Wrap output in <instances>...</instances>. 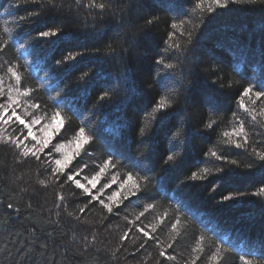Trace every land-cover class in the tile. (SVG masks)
Listing matches in <instances>:
<instances>
[{"label": "trees", "instance_id": "trees-1", "mask_svg": "<svg viewBox=\"0 0 264 264\" xmlns=\"http://www.w3.org/2000/svg\"><path fill=\"white\" fill-rule=\"evenodd\" d=\"M88 2L29 0L17 8L16 0H0V77L14 84L5 73L15 66L24 85L35 89L29 103L49 113L61 110L65 126L53 144L66 143L81 126L93 135L71 166L76 171L88 165L82 183L110 154L117 164L112 171L121 179L127 171L139 172L148 183L143 195L115 206L113 213L97 201L80 213L89 197L71 182L61 187L64 178L55 180L45 171L47 157L21 158L14 145L0 143V264H157L158 259L183 264L196 255L201 256L197 264H209L211 251L221 244L227 251L222 264H242L244 251L253 264H264V194H258L264 188V161L252 154L253 148L264 151V129L246 123L250 141L245 148L226 146L223 136L236 126L234 112L245 118L238 110L243 87L264 80V0L231 3L214 13L193 11L197 0H97L106 3L103 11ZM29 13L34 15L18 19ZM146 18L154 22L149 25ZM180 19L191 20L185 35L176 38L188 49L182 65L186 78L182 87L168 80L165 89L156 61L166 42H172L171 24ZM5 26L12 31L4 33ZM50 29H59L57 36L38 37ZM187 32L193 33L190 42ZM69 53L82 55L64 61ZM174 90L179 104L166 110L167 116L154 111L160 97ZM105 91L111 95L101 101ZM210 120L215 124L208 128ZM210 151L227 160L210 157ZM173 153L177 160L165 164ZM204 168L211 173L206 179H190L193 172L203 175ZM117 189L119 183L104 189L101 198L107 202ZM58 194L65 196L62 204ZM148 203L156 208L145 214L141 226L154 223L166 209L172 215L178 210L186 223L179 243L169 250L176 261H164L151 242L140 249L137 231L120 240ZM169 227L166 220L157 232L162 242L168 240ZM199 236L205 238L203 254L191 252Z\"/></svg>", "mask_w": 264, "mask_h": 264}, {"label": "snow or ice", "instance_id": "snow-or-ice-1", "mask_svg": "<svg viewBox=\"0 0 264 264\" xmlns=\"http://www.w3.org/2000/svg\"><path fill=\"white\" fill-rule=\"evenodd\" d=\"M36 0H32L35 3ZM50 3L54 4V0H49ZM245 0H197L193 11L199 9L202 13H214L217 9L227 8L231 3H244ZM248 2H253V0H248ZM27 4L29 0H16L17 8L20 4ZM106 3L97 2V0H89L88 7L98 8L101 11L105 10ZM33 13H29L28 16H20L18 19L24 21L29 19ZM147 23L151 25L154 20L146 18ZM7 24V21L4 22ZM191 20L180 19L171 24V28L174 30L169 33V41L166 42V47L163 52L159 53V60L156 61L157 65L160 66L161 72L164 75L161 77L163 82V87L168 89V80H175L177 84L182 87V81L185 77V67L184 59H186L188 54V49L186 46H182L180 43L176 42L177 36L185 35V25L190 24ZM12 29L5 26L3 27L4 33H10ZM59 29L49 30V31H39L38 37H54L57 36ZM191 41L193 35L192 32L186 33ZM2 47V45H0ZM109 53L114 54L115 49L109 48ZM82 55L80 53L72 54L69 53L64 57V61H75L77 56ZM175 60L176 63L166 62ZM58 64L63 63V61H57ZM5 75H8L10 79L14 80V84H5L4 77H0V98L6 97L3 103H0V143L12 144L15 148L20 150V157H34L37 161H41L42 155L47 157L42 162L45 165V171L49 173L51 177L55 180H60L63 177V184L71 182L75 185L76 189L81 190L82 194L89 197L87 204L83 205L78 209L80 213H86L87 209L91 205L92 201H97L106 209L108 213H113L114 207L123 204L124 201H129L132 197H137L138 194L143 195V190L146 187L149 177L147 175H140L139 172L135 174L132 171H127L123 173V178L121 179V173L117 171H112L117 168V164L114 162L113 155H109L107 159L103 161L101 165L98 166V171H93L90 176H84L81 182V173L84 172L88 165L85 164L79 170H71L73 161L81 156L82 152H86V146L92 144L94 137L90 135L86 128L81 126L75 130L74 135L71 139L67 140L66 143H56L53 144L56 136L60 135L65 126V120L61 116V110L57 108L56 110L49 113L47 110L42 109L41 105L36 102H31V97L35 92V89L29 88L24 85L23 77L21 73L17 70L15 66H8ZM88 76L85 73L81 80H84ZM231 85H229L230 87ZM259 88V90H256ZM7 89V91H5ZM111 93L110 91H105L99 97L101 101L109 99ZM247 101V103H246ZM179 104V94L178 91H171L168 94L162 95L160 99L156 102L154 111L160 112L162 116H167L169 113L166 110L173 109L174 105ZM17 109H22L23 114L17 111ZM31 109L32 111H28ZM238 110H242L244 114V119L234 112L233 117L236 122V126L232 128L230 132H224V144L226 146H234L235 148H245L250 141L249 132L246 130V123L250 121V125H255L259 129H264V80L257 81V83L249 84L243 87V91L240 92L238 98ZM42 113L41 115H36V113ZM258 117L260 118L258 120ZM215 124L214 120H210L206 127L211 128ZM11 129V131H9ZM140 135H144V129L141 128ZM264 135V132H262ZM175 136L179 138L181 132L177 131ZM235 137V139H233ZM264 143V142H262ZM72 146L71 150H68V146ZM51 146V148H50ZM47 150V151H46ZM54 153H59L60 156L57 158ZM252 154L257 157V159L264 161V151H258L256 148L252 149ZM177 153H173L167 156L165 164L169 162H175L177 160ZM210 157H215L218 160H227V156L217 151H210ZM231 164H236L237 161H230ZM54 165V167H53ZM139 166L138 163H133V167ZM264 166V165H262ZM141 171H146V169L141 167ZM150 171V169H147ZM217 172H223V168H217ZM203 175H198L196 172L192 173L190 179H206L210 175L208 168L202 170ZM107 183H101L102 179L109 177ZM40 184L47 185V180L38 181ZM119 183V189L113 191L110 196L107 197V202L101 198V193L104 189H110L112 185ZM98 185L100 187L98 188ZM93 190H96L95 193ZM258 194H264V188L260 190ZM75 195V193H72ZM233 196H225L224 200H231ZM58 200L61 204L65 201V196L63 194H58ZM59 206V205H58ZM9 208L12 207L11 204L8 205ZM156 205L154 203H148L144 210L135 215L134 219L130 222L133 227L129 228L128 231L124 232L120 236L121 241H127L129 239V233L132 231H137L142 234L137 237L141 240L139 243V248L143 249L150 242L155 244L159 249L158 256L164 258V261H176L177 256L175 254H170L169 250H174L175 244L179 243V237L181 236L182 229L186 228V223L182 221V217L179 211L172 215L166 209L158 217H154L155 222L144 226H141L142 218L145 214L151 210H154ZM71 216L72 214L69 213ZM80 219L79 216L75 217ZM127 220V217H125ZM166 220L170 224L168 229L169 235L166 242H162L157 235L158 230H162L165 226ZM95 240V236L92 238ZM205 238L204 236H199L195 239V245L191 248L192 253L203 254L205 252ZM243 251V249H242ZM227 255V251L224 249L223 245L217 246L209 257V264H222L223 259ZM250 253L244 251L243 255L239 256L242 264H253V260L249 258ZM201 259L200 255L192 257L190 260L186 259L183 264H197V261ZM157 264H163L161 260H157Z\"/></svg>", "mask_w": 264, "mask_h": 264}, {"label": "rangeland", "instance_id": "rangeland-1", "mask_svg": "<svg viewBox=\"0 0 264 264\" xmlns=\"http://www.w3.org/2000/svg\"><path fill=\"white\" fill-rule=\"evenodd\" d=\"M71 147H72V146H70V145L68 146V150H69V151L71 150Z\"/></svg>", "mask_w": 264, "mask_h": 264}]
</instances>
